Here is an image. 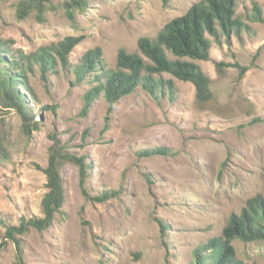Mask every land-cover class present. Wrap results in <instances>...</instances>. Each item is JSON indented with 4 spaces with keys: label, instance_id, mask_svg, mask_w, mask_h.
I'll list each match as a JSON object with an SVG mask.
<instances>
[{
    "label": "rangeland",
    "instance_id": "374dc122",
    "mask_svg": "<svg viewBox=\"0 0 264 264\" xmlns=\"http://www.w3.org/2000/svg\"><path fill=\"white\" fill-rule=\"evenodd\" d=\"M20 1L0 0V76L37 128L27 134L16 111L1 112L9 156L0 158V244L9 226L42 215L43 170L55 146L65 200L47 229L19 235L26 264H199L198 252L230 216L264 198V0H236L247 30L212 40L210 59L195 61L211 78V99L163 74L172 90L139 85L114 105L96 92L99 73L116 71L120 50L139 52L141 37H156L201 0H85L71 16L68 0H51L43 19L35 10L19 18ZM67 36L81 41L44 73L41 50ZM96 48L97 72L84 73L83 57ZM217 62L232 65L219 72ZM68 155L82 159L84 178ZM233 243L238 264H264V241ZM212 254L202 261L214 263ZM16 255L12 241L0 246V264H15Z\"/></svg>",
    "mask_w": 264,
    "mask_h": 264
},
{
    "label": "trees",
    "instance_id": "16d2710c",
    "mask_svg": "<svg viewBox=\"0 0 264 264\" xmlns=\"http://www.w3.org/2000/svg\"><path fill=\"white\" fill-rule=\"evenodd\" d=\"M169 0H164L167 3ZM51 0H21L17 8L19 18L27 17L32 11H36L40 19ZM85 0H68L66 9L69 13L76 8H82ZM236 0H201L194 3L186 13L170 20L158 32L156 37H141L138 42L139 52L129 53L122 49L117 59V70L104 74L99 73V86L96 92L104 91L107 101L114 105L118 100L133 93L139 85L153 93H164L163 86L173 89V81L160 77L169 74L172 78L189 81L196 88V96L201 101L212 98L211 78L203 71L196 60L210 59L212 40L220 41L223 37L229 41L232 35L241 37L248 25L237 16ZM255 16L261 15L258 9L254 10ZM72 15L71 13L69 14ZM81 41L79 36H67L60 41L54 51L43 48L38 56L41 70L46 73L56 60L66 63L69 54ZM102 50L100 48L89 50L83 57L82 71L84 73L97 72ZM232 64L217 62L219 72L223 67ZM238 65V64H235ZM242 72L246 71L241 67ZM159 76V78L156 77ZM16 111L22 119L23 130L30 134L37 128L34 114L25 103L22 95L10 82V78L0 76V117L3 111ZM4 124L3 117L0 118ZM6 137L0 133V158L9 156L5 145ZM152 151V150H151ZM169 152L163 147H155L152 153ZM63 156L54 146L51 148L49 162L44 172L47 176V192L41 201L42 215L21 218L18 225L9 226L0 246L7 240L12 241L17 248L15 264H26L22 255L21 238L31 228L38 231L47 229L54 221L55 215L61 212L65 200V190L59 171V162ZM66 159L82 164V159L75 155L65 156ZM82 164L81 175L84 178L86 171ZM102 200V198H98ZM264 212V198L257 195L247 201L246 207L239 215H232L223 228L220 237L211 239L202 246L197 254L199 264L202 261L203 252H212L214 263L211 264H238L236 261V248L234 240L264 241V224L258 222L261 213ZM165 228L164 225H162ZM210 264V263H205Z\"/></svg>",
    "mask_w": 264,
    "mask_h": 264
}]
</instances>
